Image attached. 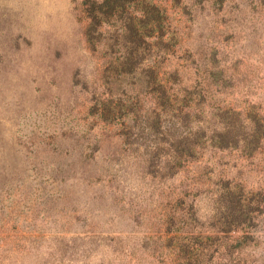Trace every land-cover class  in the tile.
Masks as SVG:
<instances>
[{"label":"rangeland","instance_id":"374dc122","mask_svg":"<svg viewBox=\"0 0 264 264\" xmlns=\"http://www.w3.org/2000/svg\"><path fill=\"white\" fill-rule=\"evenodd\" d=\"M86 1L0 0V264H51L58 254L12 247L70 237L65 264H264V136L255 150L207 142L175 175L145 173L144 148L91 109L109 96L154 105V93L140 74L106 73ZM158 3L172 37L162 71L187 88L212 73L207 110H237L243 132L248 115L264 125V0Z\"/></svg>","mask_w":264,"mask_h":264},{"label":"trees","instance_id":"16d2710c","mask_svg":"<svg viewBox=\"0 0 264 264\" xmlns=\"http://www.w3.org/2000/svg\"><path fill=\"white\" fill-rule=\"evenodd\" d=\"M159 1L162 0L86 1L87 39L95 51L103 46L109 58L106 73L117 79L140 74L155 96L154 105L147 106L144 100L134 101L131 97L98 98L91 115L108 126L121 124L123 131L119 135L125 142L135 144L139 150L144 148L147 174L160 171L162 175H175L197 158L207 142L219 148L239 147L244 143L255 150L264 136L258 114L246 117L247 121L241 124L243 132L237 128L241 120L237 110L221 106H210L212 111L207 110V101L212 96L208 88L211 75L214 77L212 73L200 75L197 85L187 88L181 85L177 70L162 71L159 54L171 47L172 37L168 35V18ZM222 1L215 0L216 4ZM163 158L166 161L162 165ZM76 240L78 237H70L69 242L50 243L47 250L41 251H36L34 243H18L12 250L13 254L24 251L50 257L58 254L52 257L51 264H65L72 262ZM187 260L186 264L199 262ZM19 261L16 264L26 263ZM39 262L37 259L31 264H50Z\"/></svg>","mask_w":264,"mask_h":264}]
</instances>
